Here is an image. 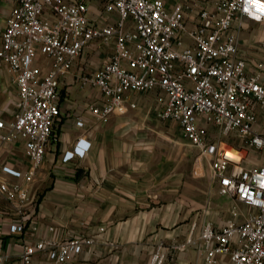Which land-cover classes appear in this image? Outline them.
I'll list each match as a JSON object with an SVG mask.
<instances>
[{
	"label": "built area",
	"instance_id": "built-area-1",
	"mask_svg": "<svg viewBox=\"0 0 264 264\" xmlns=\"http://www.w3.org/2000/svg\"><path fill=\"white\" fill-rule=\"evenodd\" d=\"M6 1L0 63L17 95L12 116L0 117V264H35L38 255L39 264H71L94 244L52 224L41 232L32 188L54 137L61 84L91 42L113 39L107 62L74 75L102 96L89 106L92 115L107 122L137 108L129 93L154 94L158 118L179 124L196 148V172L209 173L235 202L222 226L203 224L197 248L204 264L224 255L232 264H264V61L252 69L240 41L246 20L264 31V0H212L202 8L198 0H102L101 15L117 14L106 23L90 17L86 0ZM90 147L80 137L63 160L83 158ZM166 256L158 245L148 264Z\"/></svg>",
	"mask_w": 264,
	"mask_h": 264
},
{
	"label": "crops",
	"instance_id": "crops-1",
	"mask_svg": "<svg viewBox=\"0 0 264 264\" xmlns=\"http://www.w3.org/2000/svg\"><path fill=\"white\" fill-rule=\"evenodd\" d=\"M175 1L165 0L169 6ZM86 2L92 19H117L115 13L100 14L102 0ZM211 2L198 0L197 6ZM10 7L9 2L0 7V32ZM251 23L258 24L246 20L241 32ZM113 47L114 39L109 44L91 42L60 86L54 137L32 188L40 231L52 224L62 236L94 240L71 264H148L158 245L167 255L164 264H204L197 248L201 228L207 221L222 226L230 217L231 199L218 192L209 173L196 172V148L183 137L179 124L158 118L161 106L156 109L154 94L129 93L137 108L114 114L107 122L92 115L89 106L102 104V96L97 88H82L74 75L101 67ZM245 56L250 64V55ZM16 95L11 75L0 63V117L12 116ZM78 119L85 125L78 126ZM80 137L91 142L89 151L83 158L64 161L65 152ZM12 149L23 157L21 147ZM220 260L219 264H232L227 255Z\"/></svg>",
	"mask_w": 264,
	"mask_h": 264
},
{
	"label": "rangeland",
	"instance_id": "rangeland-1",
	"mask_svg": "<svg viewBox=\"0 0 264 264\" xmlns=\"http://www.w3.org/2000/svg\"><path fill=\"white\" fill-rule=\"evenodd\" d=\"M7 5L8 2L6 0H0V7H6ZM241 34L242 35H240V41L244 46H249V48L243 46V53L245 55H250V66L253 69V67H255L259 62L264 61V49L262 47V43L264 41V31L259 24L251 23L249 28L245 31L243 30ZM247 38H249V41L247 40ZM156 106V109L159 110L161 105L158 103ZM218 192L220 193L219 189ZM234 203L235 202L231 200V205H229V209L232 208V205ZM237 206L244 212L248 211L247 208L241 203H237Z\"/></svg>",
	"mask_w": 264,
	"mask_h": 264
}]
</instances>
